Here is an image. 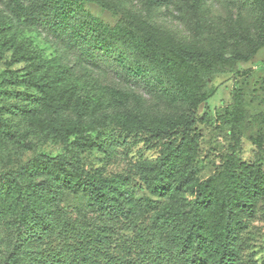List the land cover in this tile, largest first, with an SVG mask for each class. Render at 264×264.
<instances>
[{
	"label": "rangeland",
	"instance_id": "374dc122",
	"mask_svg": "<svg viewBox=\"0 0 264 264\" xmlns=\"http://www.w3.org/2000/svg\"><path fill=\"white\" fill-rule=\"evenodd\" d=\"M97 1L108 9L98 3L74 0L78 7L76 19L82 9L105 25H119L128 33V40L109 43L114 63H101L100 68L86 65L76 51L40 27L18 30L11 51L2 54L0 49V113L8 119L7 129L0 136V176L17 172L40 156L69 157L72 143L85 139L87 147L79 153L82 169L92 177L113 181L118 191L103 209L81 195L68 193L60 209L82 230L101 235L103 241L90 246L93 257L100 259L107 251L129 264H154L166 255L165 261L171 264H214L207 251L203 255L183 252L181 229L156 223L161 211L186 209L190 201L188 195L177 200L154 196L140 180L139 166L156 161L165 149V141L151 142L114 123L136 110L154 117L193 112L196 144L192 166L196 177L205 181L231 166L251 180L257 179L263 187L252 207L241 214L246 229L239 234L234 264H264V17L252 8L251 0H200L196 14L182 10L176 0L160 4L154 0ZM6 4V0H0V17L7 16ZM12 35L10 32L8 38ZM148 38L158 39L169 55L175 47L192 48L199 54L208 53L221 65L222 74L205 79L206 101L194 111L189 112L177 100L173 81L136 51L138 42ZM5 40L1 39L0 45ZM17 49L22 53L20 58L13 54ZM24 55L30 62L22 60ZM43 61L60 71L70 70L75 98H91L93 110H97L81 120L72 111L63 113L65 142L46 134L50 131V115L41 117L46 128L41 122L13 116L17 105L33 107L41 99L25 82L30 75H40ZM121 65L139 69L151 80H161L166 93L151 90L139 81L126 82L121 77ZM104 87L127 95V99L118 102L110 100V95L99 96ZM98 98L100 104L96 103ZM92 112L89 110V114ZM7 188L6 180L0 178L2 198ZM18 200V192L6 201L0 200L8 208L0 215V264L16 252L20 254L16 264H70L81 260L62 229L60 214L54 215L55 222L37 236L20 238L17 216L12 214Z\"/></svg>",
	"mask_w": 264,
	"mask_h": 264
},
{
	"label": "trees",
	"instance_id": "16d2710c",
	"mask_svg": "<svg viewBox=\"0 0 264 264\" xmlns=\"http://www.w3.org/2000/svg\"><path fill=\"white\" fill-rule=\"evenodd\" d=\"M84 1L98 3L102 8L108 9L97 0ZM176 1L182 10L197 13L200 0ZM154 2L168 3L169 0ZM6 3L7 16L0 17V40L6 39L0 45L2 54L13 48L18 30L40 27L46 29L66 48L76 51L82 63L100 68L101 63H114L109 43L129 37L119 25L109 27L82 9L77 20L78 7L74 0H6ZM251 6L259 16L264 17V0H251ZM10 32L13 35L8 38ZM157 40H141L135 49L141 56L149 58L164 76L173 81L177 100L184 103L189 112L194 111L206 101L205 79L222 74L221 65H217L208 53L199 54L192 48L175 47L172 49L173 55H169L161 49ZM13 54L20 58L22 53L17 49ZM25 55L22 60L30 62ZM121 67V77L126 82L139 81L151 90L166 93L165 83L161 80H151L139 69ZM38 72L39 76L27 77L25 84L28 89L39 93L41 99L33 107L17 105L14 107L13 116L35 120L36 124L41 122L46 128L41 117L50 115L52 119L47 123L50 131L46 130V134H54L65 142L61 127L62 114L72 111L81 120L97 110H93L95 105L92 106L91 98L87 101L75 98V86L69 82L70 70L60 71L49 61H43ZM98 95H110V100L115 99L118 102L127 99V95L107 87L101 88ZM100 101L101 98H98L96 103L100 104ZM89 110L93 112L89 114ZM7 120L0 113V136L7 129ZM114 123L123 130L146 136L151 142L165 141V149L156 161H146L139 166L140 180L150 194L173 200L184 199L185 195L190 197L186 209L163 210L156 216V223L181 229L182 236L179 239L182 240L185 254L195 251L203 255L207 251L209 253L206 255L214 264H234L238 258L236 245L239 234L246 229L241 214L252 207L255 198L262 192L260 182L238 173L231 166L205 181L196 177L192 166L196 144V137L192 134L195 125L193 112L154 117L136 110L118 117ZM87 142L82 138L73 142L69 157L40 156L15 173L1 175L0 178L8 183V188L6 195L3 198L0 196V200L6 201L16 192L19 193V200L12 207V214L17 216L20 238L26 237L27 240L37 236L41 229L52 225L55 222L54 215L60 214L63 219L62 229L72 240L73 250L81 256L79 262L70 264H129V261L114 257L107 251L102 252L100 259L93 257L90 246L101 243V235L82 230L60 209V203L68 193L81 195L99 209H103L111 203L118 191L113 181L92 177L82 169L79 153L87 147ZM7 210L0 203V215ZM183 224L186 225L185 228L181 227ZM19 257V252L13 253L5 264H16ZM166 258L167 255L154 264H171L170 261H165Z\"/></svg>",
	"mask_w": 264,
	"mask_h": 264
}]
</instances>
